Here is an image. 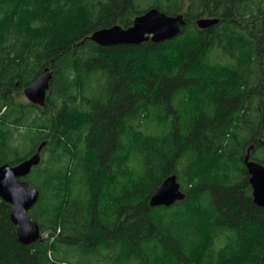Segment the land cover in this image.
Listing matches in <instances>:
<instances>
[{
  "label": "trees",
  "instance_id": "1",
  "mask_svg": "<svg viewBox=\"0 0 264 264\" xmlns=\"http://www.w3.org/2000/svg\"><path fill=\"white\" fill-rule=\"evenodd\" d=\"M142 1L0 0V164L42 146L22 178L41 237L22 244L0 197V264H264L245 164H264V0ZM152 7L184 14L182 32L91 40ZM47 68L38 105L25 89ZM174 173L186 198L152 207Z\"/></svg>",
  "mask_w": 264,
  "mask_h": 264
},
{
  "label": "water",
  "instance_id": "2",
  "mask_svg": "<svg viewBox=\"0 0 264 264\" xmlns=\"http://www.w3.org/2000/svg\"><path fill=\"white\" fill-rule=\"evenodd\" d=\"M218 18L204 17L197 20L201 28H208L217 24ZM187 23L184 14L169 15L156 7L149 8L138 15L131 26L120 24L102 28L94 32L90 38L101 46H117L122 44L138 45L152 40L162 42L177 37ZM53 73L50 68L32 86L25 89L26 98L38 105H44L50 89ZM19 162L18 164H0V197L10 204V217L17 226L19 241L29 245L41 237L39 223L33 219L29 211L40 198L38 188L22 178L29 175L32 169L41 162V150ZM250 151V150H249ZM249 181L253 189L254 201L264 207V164L252 160L246 155ZM186 192L182 190L176 173L169 175L155 190L150 198L152 207H170L177 201L184 200Z\"/></svg>",
  "mask_w": 264,
  "mask_h": 264
},
{
  "label": "rangeland",
  "instance_id": "3",
  "mask_svg": "<svg viewBox=\"0 0 264 264\" xmlns=\"http://www.w3.org/2000/svg\"><path fill=\"white\" fill-rule=\"evenodd\" d=\"M149 4H150V1L149 0H143L142 1V8H146V7H148L149 6ZM220 243H218V245H219Z\"/></svg>",
  "mask_w": 264,
  "mask_h": 264
},
{
  "label": "bare ground",
  "instance_id": "4",
  "mask_svg": "<svg viewBox=\"0 0 264 264\" xmlns=\"http://www.w3.org/2000/svg\"><path fill=\"white\" fill-rule=\"evenodd\" d=\"M32 35V34H31ZM209 57V56H208ZM240 59V58H239ZM128 152V151H127ZM91 193V192H90ZM81 194V193H80ZM101 199V198H100ZM135 202V201H134ZM102 204V203H101ZM90 208V207H89ZM106 210V209H105ZM102 211V210H101ZM181 233V232H180ZM179 236V235H178ZM154 246V245H153ZM154 249V248H153ZM189 249V248H188ZM149 251V250H148ZM195 251V250H194ZM162 256V255H161ZM148 262V261H147ZM152 262V261H151ZM162 263V262H161Z\"/></svg>",
  "mask_w": 264,
  "mask_h": 264
}]
</instances>
